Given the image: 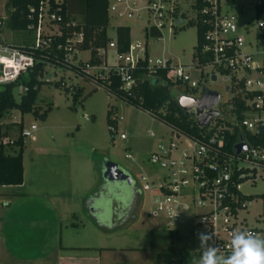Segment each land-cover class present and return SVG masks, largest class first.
<instances>
[{"label": "built area", "instance_id": "obj_1", "mask_svg": "<svg viewBox=\"0 0 264 264\" xmlns=\"http://www.w3.org/2000/svg\"><path fill=\"white\" fill-rule=\"evenodd\" d=\"M260 1L254 0V3ZM60 3L62 0H37L36 4H28L27 17L31 20L26 23V28L33 35L30 47L47 45L51 33L61 32L58 25L62 19ZM194 3L195 0H188L192 13L187 14L178 0H107V13L113 15L131 16L139 14V9H142L144 33L152 28L156 36H162L164 26L174 30L181 16L185 21L191 19L194 23L199 21L204 24L199 52L191 55L187 62L175 61L163 55L151 58L145 48H142V55L130 57V40L127 50L118 51L114 38L108 39L104 46L96 47L100 60L91 62L89 56L81 59L76 56L81 50L78 46L82 37L79 29H71L62 42L57 43V47L63 49L62 60L78 65L95 86H103L100 78L114 73L119 77L120 86L127 88L133 79L131 67L144 54L148 69L145 76H153L156 68H164L170 80L178 84L189 80L190 70L200 71L201 66L206 64L221 70L223 78L228 79L224 90H229L230 94L221 101V114L211 116L203 125L210 129L209 133L204 137L188 135L168 126L166 138L157 141L147 156V160L160 170L149 174L142 169L134 180L138 184L139 203L143 202L144 194L147 199L145 214L160 217L161 224L167 230L181 232L185 227L191 237L198 229H201V233H213L212 243L222 254H228L234 231L249 230L264 237V193L255 195L241 188L244 181L253 183L257 177L264 176V65L252 58L253 53L264 50V11L263 15L256 17L255 41L251 43L247 40L253 45V49L249 50L244 47V38L237 30L238 15L226 7L227 0H201L197 6ZM64 22L73 24L74 20ZM242 26L247 29L246 23ZM257 34L263 39L260 44H257ZM107 46L116 51L114 62L105 61ZM199 55L205 57L203 62L198 60ZM42 56L40 53L38 58L42 60ZM34 60L32 51L22 43L0 41V82L14 79L20 70L32 65ZM45 64L52 65V68H68L82 76L68 66L55 65L48 60ZM195 81L191 80L189 86H193ZM58 82L69 89L73 87L72 83H65L62 78ZM19 86L23 90L24 87ZM84 116L88 114L84 113ZM115 117V114H109V135L123 138L124 131H116ZM35 127L36 124L30 122L22 128V134L32 136ZM151 132L147 130V133ZM230 133H234V138L227 146L226 138ZM239 140L245 142L246 146L235 151L234 143ZM125 156L134 160L129 152H125ZM252 203L258 209L248 216ZM199 243L197 239L196 245L192 246L193 264H198L203 251Z\"/></svg>", "mask_w": 264, "mask_h": 264}, {"label": "rangeland", "instance_id": "obj_2", "mask_svg": "<svg viewBox=\"0 0 264 264\" xmlns=\"http://www.w3.org/2000/svg\"><path fill=\"white\" fill-rule=\"evenodd\" d=\"M178 1L183 11L192 13L188 0ZM231 2L226 7L237 13V30L244 38V47L252 50L253 45L247 42L249 40L253 43L256 39L252 0ZM8 9L5 0H0V41L22 43L29 34L25 30H14L7 26ZM138 12L131 16H117L109 12L106 27L109 39H113L110 37L114 36L115 25L124 23L129 26L130 57L142 55V48H145L151 58L163 55L181 62L191 59L196 41L193 22H187L181 16L174 30L164 26L161 29L162 36H156L144 33V13L142 9ZM74 15L76 18L81 17L79 12ZM243 23H246L247 29H244ZM257 39V44L263 42L258 34ZM87 53V49H81L76 56L84 59ZM115 54V49L107 46L105 61L114 62ZM252 58L256 63L264 65V50L253 53ZM42 72L40 77L44 81L40 83L34 102L40 105V109L49 104L45 116L34 115L31 111L20 113L16 107L0 116L2 128L6 132L3 136L5 140L16 136L19 122L22 128L30 122L36 124L32 131L34 137H22L25 182L32 180L35 173L39 172L42 177L52 179L55 188H64L72 195L76 215L72 219L80 226L85 224L81 230L90 232L93 227L97 229L96 239L92 240L94 243L111 246L101 255L103 264L109 259L123 264H193L192 246L196 245L201 229L191 237L183 227L178 238L171 236L161 224L160 217L145 214L147 199L144 194L143 202L139 203L138 184L134 180L142 169L149 174L160 170L147 160V156L157 141L166 138L169 132L166 122L140 106L124 101L102 85L95 86L91 79L76 75L68 68H52V65L45 64ZM22 73L27 77L25 71ZM212 74L214 77H211ZM59 78L65 83H72L74 87L79 84L82 86L75 100L72 101L70 90L65 89V85L54 83ZM191 80H196L193 86H189ZM226 82L228 79L223 78L221 71L206 64L201 66L200 71L190 70L187 82L178 84L172 81L168 88L174 98L179 92L198 95L203 86L214 89L219 96L217 107L221 114V101L226 100L230 94L229 90H224ZM20 90L22 87L19 85L13 87L16 98ZM107 108L108 114L116 115V131H124L125 137H110ZM84 113L88 116H84ZM148 129L152 132L147 133ZM125 152L134 156V160L125 156ZM108 159L115 161L118 167L131 176L130 183L105 180L102 170ZM241 188L255 195L263 194L264 176L257 177L253 183L244 181ZM257 209L254 203L250 204L247 215H252ZM96 223L110 227L108 233L98 229L94 225ZM86 251L92 254V249L91 252Z\"/></svg>", "mask_w": 264, "mask_h": 264}, {"label": "trees", "instance_id": "obj_3", "mask_svg": "<svg viewBox=\"0 0 264 264\" xmlns=\"http://www.w3.org/2000/svg\"><path fill=\"white\" fill-rule=\"evenodd\" d=\"M37 0H5V6L8 7L7 26L14 30H25L29 35L26 36L22 44L25 48L32 51L35 56L33 64L20 70L14 79L0 82V116L11 108L16 107L20 113L31 111L34 115L44 117L46 110L50 107L47 104L40 109V105L34 102L37 90L40 83L44 81L40 77L43 66L46 60L51 61L55 65L68 66L76 72L82 74V77L89 78L84 74L78 65L72 62L62 60L63 49L57 47L58 42H62L64 36L70 32L71 29H79L82 33L81 40L78 43L79 48L88 49L89 61H98L100 56L96 55V47L104 46L109 39L106 31L108 23L107 0H62L60 3L59 12L62 19L58 21L61 29L59 33H51L49 35V42L47 45L41 47H30L33 35L32 31L26 28V23L31 20L27 17L28 4H36ZM201 0H195L194 6L199 5ZM264 0L254 3V16L263 15ZM81 13V17L76 18L74 13ZM73 19L74 23L65 24L64 20ZM34 21V19H33ZM187 22H193L191 19ZM194 23V22H193ZM195 34L196 41L191 55L199 52V46L203 40L204 24L196 21ZM156 34L152 28L145 33ZM114 41L115 49L118 51H125L129 46V26L127 24L118 23L114 27ZM42 53V60L38 56ZM205 57L199 55L198 60L203 62ZM79 63V61L77 62ZM146 54L143 58L138 57L131 67L132 82L127 88L120 86L118 75L109 73L106 77L100 78L103 87L107 91L121 97L124 101L140 106L147 110L151 115L166 122V124L178 131L188 135L205 136L209 133L203 125L196 123L192 115L185 113L180 108L174 96L169 91L168 85L172 82L169 76L166 75L164 68H156L153 76H145L147 72ZM23 71L26 72L27 77L23 76ZM221 71V70H220ZM160 79V80H159ZM59 85L58 79L54 81ZM15 85H22L24 88L19 92L16 98L13 94V87ZM82 86H73L70 90L72 101L75 100L81 91ZM109 108L106 109V119L109 121ZM14 122V121H13ZM22 127L18 123L17 134L14 138L9 140H2L5 135V130L2 129L0 122V183H19L22 180ZM234 138V133L227 136L226 145L229 146ZM6 145H15L13 152L5 149ZM169 234L174 238L180 236L177 230H168Z\"/></svg>", "mask_w": 264, "mask_h": 264}, {"label": "crops", "instance_id": "obj_4", "mask_svg": "<svg viewBox=\"0 0 264 264\" xmlns=\"http://www.w3.org/2000/svg\"><path fill=\"white\" fill-rule=\"evenodd\" d=\"M253 3L254 0L252 6ZM6 146L9 152L16 148ZM21 161V182L0 183V264H103L101 255L111 246L94 243L97 229L83 231L85 224L80 226L72 219L76 216L72 195L64 188H55L52 179L42 177L39 172L25 182L23 151ZM94 225L105 234L110 228ZM91 249L92 254L85 253ZM108 262L104 264H123L111 259Z\"/></svg>", "mask_w": 264, "mask_h": 264}, {"label": "clouds", "instance_id": "obj_5", "mask_svg": "<svg viewBox=\"0 0 264 264\" xmlns=\"http://www.w3.org/2000/svg\"><path fill=\"white\" fill-rule=\"evenodd\" d=\"M198 239L203 249L198 264H264V237L252 231H234L228 254H222L212 243L213 233H199Z\"/></svg>", "mask_w": 264, "mask_h": 264}, {"label": "water", "instance_id": "obj_6", "mask_svg": "<svg viewBox=\"0 0 264 264\" xmlns=\"http://www.w3.org/2000/svg\"><path fill=\"white\" fill-rule=\"evenodd\" d=\"M211 77H214L212 74ZM227 88V85L225 86ZM218 93L216 90L202 87L198 95L189 94L186 92H179L175 95L177 105L182 108L185 113L195 117V121L199 125H204L208 122L209 118L213 115H218ZM246 146L245 142L239 140L234 143L235 151ZM102 175L109 181H124L131 182L130 175L122 168L118 167L113 160H106L102 170Z\"/></svg>", "mask_w": 264, "mask_h": 264}, {"label": "flooded vegetation", "instance_id": "obj_7", "mask_svg": "<svg viewBox=\"0 0 264 264\" xmlns=\"http://www.w3.org/2000/svg\"><path fill=\"white\" fill-rule=\"evenodd\" d=\"M106 180V179H105ZM107 181H109V180H107ZM117 182V181H116ZM123 181H121V182H119V183H122Z\"/></svg>", "mask_w": 264, "mask_h": 264}]
</instances>
